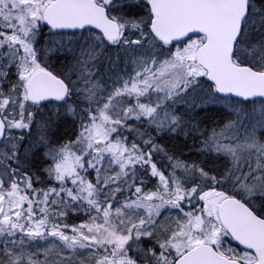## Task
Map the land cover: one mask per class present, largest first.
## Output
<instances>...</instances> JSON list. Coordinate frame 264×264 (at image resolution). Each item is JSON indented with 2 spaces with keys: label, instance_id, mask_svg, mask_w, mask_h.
<instances>
[{
  "label": "snow or ice",
  "instance_id": "snow-or-ice-1",
  "mask_svg": "<svg viewBox=\"0 0 264 264\" xmlns=\"http://www.w3.org/2000/svg\"><path fill=\"white\" fill-rule=\"evenodd\" d=\"M0 264H264V0H0Z\"/></svg>",
  "mask_w": 264,
  "mask_h": 264
}]
</instances>
